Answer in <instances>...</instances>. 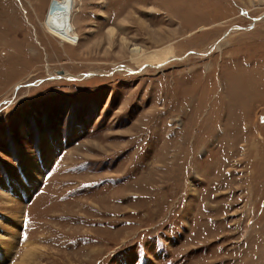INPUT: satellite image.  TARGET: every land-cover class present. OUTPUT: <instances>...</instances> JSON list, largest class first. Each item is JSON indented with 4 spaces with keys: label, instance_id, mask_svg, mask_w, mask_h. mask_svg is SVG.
Masks as SVG:
<instances>
[{
    "label": "rangeland",
    "instance_id": "374dc122",
    "mask_svg": "<svg viewBox=\"0 0 264 264\" xmlns=\"http://www.w3.org/2000/svg\"><path fill=\"white\" fill-rule=\"evenodd\" d=\"M50 8L0 0V264H264V0Z\"/></svg>",
    "mask_w": 264,
    "mask_h": 264
},
{
    "label": "bare ground",
    "instance_id": "6f19581e",
    "mask_svg": "<svg viewBox=\"0 0 264 264\" xmlns=\"http://www.w3.org/2000/svg\"><path fill=\"white\" fill-rule=\"evenodd\" d=\"M71 0H51L50 14L45 21V29L55 38L62 40L63 43L69 45H76V36L73 33V25H71L69 6ZM60 9V10H59ZM142 52V51H141ZM144 53V52H143ZM138 48L130 51L131 60L136 65L155 66L163 64L167 60L175 57L172 51H159L143 54ZM168 62V61H167Z\"/></svg>",
    "mask_w": 264,
    "mask_h": 264
}]
</instances>
